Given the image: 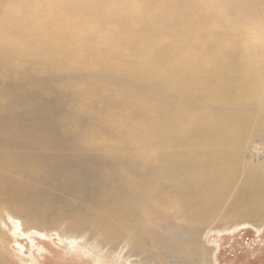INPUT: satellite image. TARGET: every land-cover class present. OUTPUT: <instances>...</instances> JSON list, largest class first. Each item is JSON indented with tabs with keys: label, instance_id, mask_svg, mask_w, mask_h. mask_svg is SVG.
Returning a JSON list of instances; mask_svg holds the SVG:
<instances>
[{
	"label": "bare ground",
	"instance_id": "bare-ground-1",
	"mask_svg": "<svg viewBox=\"0 0 264 264\" xmlns=\"http://www.w3.org/2000/svg\"><path fill=\"white\" fill-rule=\"evenodd\" d=\"M7 3L13 19L0 20L7 79L0 96L8 111L1 112L0 102V121L12 126L26 123L20 114L39 118L32 127L51 136L36 133L33 141L79 145L83 136L96 156L112 151L108 141L117 142L116 152L104 155L137 170L136 184L111 179L107 200L120 213L142 201L144 235L157 233L159 226L149 223L155 214L160 224L174 219L195 234L264 221V0H0V9ZM32 68L44 77L38 80ZM83 76L88 81L78 79ZM54 109L68 112L58 121ZM79 116L85 122L72 126ZM22 136L27 141L22 134L15 139ZM41 158L52 164V156ZM79 158H68L67 170L61 161L38 172L74 177ZM3 170L0 182L10 185ZM180 236L167 240L177 244L170 247L175 261L154 263L162 253L153 245L138 252L125 243L118 254L123 262L139 256L138 264H204L203 253L183 248Z\"/></svg>",
	"mask_w": 264,
	"mask_h": 264
},
{
	"label": "rangeland",
	"instance_id": "rangeland-1",
	"mask_svg": "<svg viewBox=\"0 0 264 264\" xmlns=\"http://www.w3.org/2000/svg\"><path fill=\"white\" fill-rule=\"evenodd\" d=\"M7 7L8 3L0 9V20L2 22H9L13 19L9 16ZM81 32L83 31L78 33L83 35L84 33ZM10 38L14 42L16 41V36L11 35ZM21 46L24 49L28 47L26 44H21ZM12 62L11 65H20L17 61ZM1 66L0 83H3L7 80L6 77L2 76L6 70L2 72ZM34 69L32 68L31 72L35 74L37 71V76H40L37 79L41 80L44 75ZM78 79L88 81L89 78L83 76ZM55 85H59L57 81ZM65 85L67 86V84ZM8 89H12L11 86ZM113 89L118 93L116 86ZM0 99V102H3V111L1 112L6 113L8 111L5 106L8 103L7 99H4L3 96H0ZM56 110L59 111V109ZM53 111L55 112V109ZM58 111L54 115L52 112L46 113L52 114L55 118L58 117L59 121V118L61 119L64 113L68 112V109H61L59 113L62 111L64 113L60 115ZM18 117L26 122L24 123L26 126L22 122V124L12 125L13 129H10L12 126L8 121H0V162L4 164L0 165L2 166L0 170L4 169L3 172L7 174V180L11 181L10 185H7L6 181L2 179L0 182V264H138V262H133L139 256L131 255L129 259H133V261L123 262L118 254V248L125 243H129L131 247L138 249V252H142L148 245L159 248L162 255L153 256L154 263H159L158 258L165 262L175 261L179 259V255L172 253L170 247L177 244L167 243V240L172 233L177 232L181 235V240L185 242H180L183 248L187 245L195 247L203 253L204 264H264V221L262 223L247 222L245 225H235L231 228L221 227L214 231L201 232L205 233L204 235L178 228L176 226L178 222L174 219L171 223L163 222L164 225L160 224L161 221L157 218L159 216L155 214L157 217L150 219L149 223L150 225L157 224L159 226L157 233L154 235L140 233L138 229L144 223V219L139 208L143 210L144 205L143 209L142 205L139 208L137 206L142 201H133L135 202L134 205H130L126 213H120L118 207L113 209L114 203L107 200V195L112 190L111 185H113L114 180L124 181L128 179L131 183L136 184L135 174L137 170L126 167L113 157L108 158L104 155V153L114 154L118 149L117 142L107 140L112 151L108 153L104 151L97 154V156L94 151L84 148L86 137L83 136L77 137L80 139L81 144L79 145L56 144L55 142V144H47L46 139L40 141L41 143L36 142L33 141L36 133L37 136L42 135L43 138L50 137L51 134L40 131L37 127H32V124L34 126L33 122L41 121L39 118L35 121V119L28 118L24 114H20ZM31 120L33 121L31 122ZM80 121L85 122L79 116L78 120L73 119L70 123H73L72 126H77ZM47 122H50V120H47ZM27 124L29 127L25 128ZM6 125L10 130L7 127L4 128ZM17 126L20 128L18 129ZM72 126L69 128H73ZM23 128L28 131H24ZM29 128L34 131L31 129L30 131ZM16 129L17 131H15ZM20 129L23 131L20 132ZM29 131L35 135L30 133V137L27 136ZM21 134L26 135L25 139L27 141L24 140L25 136H22V141L15 139L16 136H21ZM61 141L58 140V142ZM23 151L26 153H23ZM43 156H52V164L49 163L50 160L44 161L41 158ZM77 156H80L78 159L80 161L74 167V177L66 174L64 177L57 178L54 175L53 177L46 178L47 176H44L42 178L41 172H38L49 168L51 165H59L61 161L66 164L63 167L68 166L69 168V166H72L69 159L77 158ZM59 157L65 158L60 159ZM88 158H90L89 162L83 161ZM99 158L101 159L99 160ZM7 162L11 165H7ZM111 171H113V175H111ZM125 172L127 173L122 174ZM18 184L21 185L19 189L17 188ZM14 190L16 191L14 192ZM20 192L22 193L20 194ZM109 196H112V191H110ZM115 205L117 206V204ZM145 208L149 210L151 206L147 204ZM124 216L125 218H123ZM20 217L25 219L23 220L25 224L15 223ZM164 218H168V215L166 214ZM124 220L128 221L127 224L130 225L125 232H120L119 229L122 228L121 224ZM38 228L39 231L43 229L48 233L46 238L37 236ZM166 228L171 229V231ZM138 234L140 240L137 239ZM185 239H188V241H185ZM95 241L101 244L102 252H98L94 247L93 243H96ZM111 242L113 243L112 246ZM107 246H111L112 252L105 253Z\"/></svg>",
	"mask_w": 264,
	"mask_h": 264
},
{
	"label": "water",
	"instance_id": "water-1",
	"mask_svg": "<svg viewBox=\"0 0 264 264\" xmlns=\"http://www.w3.org/2000/svg\"><path fill=\"white\" fill-rule=\"evenodd\" d=\"M38 237L40 238H46V236H43V235H40V234H37Z\"/></svg>",
	"mask_w": 264,
	"mask_h": 264
}]
</instances>
